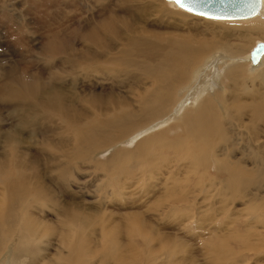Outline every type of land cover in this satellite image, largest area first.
Here are the masks:
<instances>
[{
	"label": "bare ground",
	"instance_id": "6f19581e",
	"mask_svg": "<svg viewBox=\"0 0 264 264\" xmlns=\"http://www.w3.org/2000/svg\"><path fill=\"white\" fill-rule=\"evenodd\" d=\"M93 1L104 13L93 25L69 36L49 35L51 39L43 48L46 77L25 69L20 72L19 67L2 68V72L0 66V264H121L126 258L107 256L96 245L99 219L106 221L103 215L92 205L78 203L75 193L69 201L48 194L54 192L50 188L54 185L49 184L47 190L42 180L56 178L60 185L69 182L72 186V172L79 164L80 168L88 165V172L124 165L108 183L122 188L121 182L138 175L140 169L158 175L163 165L169 167L170 161L187 165L180 166L183 173L193 171H187L188 165L206 168L209 150L226 141L223 135L226 120L231 118L228 113L240 121V98L248 80L245 72L250 66L249 72H259L264 65V54L256 65L250 57L257 44L264 42V0L256 16L242 20L196 17L174 0L173 6L180 9L168 5L167 0ZM158 6L160 19L151 20ZM138 17L142 24L137 23ZM192 21L204 24L206 31ZM254 37L262 41L257 42ZM80 72L82 80L78 84ZM68 78L72 80L67 82ZM87 80L96 89L78 88ZM227 89L230 92L226 97L223 91ZM3 109L10 119L2 113ZM252 109L260 119L264 114L263 96L259 95ZM184 110L191 114L183 118ZM170 122L171 136L165 133L166 136L145 137ZM143 137L145 140L139 141L134 151H117L131 148ZM157 145L171 151L173 159L169 161L158 150L162 156L158 157L159 162H152V149ZM47 150L58 156L45 158L39 154ZM217 153L225 160L219 170L227 177L224 186L237 198L260 181L258 175H264L263 154L251 168L247 160L237 161V151L230 157L223 149ZM107 154H111L109 165L94 161ZM135 155L148 158L145 166H138ZM10 169L15 175L9 174ZM23 170L33 173L27 176ZM174 171L177 169L170 172V179L176 183ZM45 172L50 176L46 177ZM60 190L66 193L63 186ZM103 191L107 193L105 189L100 193ZM46 208L60 215L57 225L34 214V209L44 212ZM261 209L264 210V203L253 207L254 212ZM132 215L141 221L139 233L153 230L142 214ZM168 221L177 222L176 218ZM110 223L116 228L111 232L115 239L128 242H119V247L133 253L131 228L113 225L111 221L100 226L105 228ZM42 229L63 248L53 258L31 247L32 241H43ZM157 236L153 241L173 240L171 236ZM136 241L140 246L134 253L137 264L171 257L162 252L163 247L146 249L147 237L144 243ZM255 249L249 247L250 251ZM65 250L67 254H63Z\"/></svg>",
	"mask_w": 264,
	"mask_h": 264
},
{
	"label": "rangeland",
	"instance_id": "374dc122",
	"mask_svg": "<svg viewBox=\"0 0 264 264\" xmlns=\"http://www.w3.org/2000/svg\"><path fill=\"white\" fill-rule=\"evenodd\" d=\"M167 1L171 7L180 9L173 6L172 0ZM154 3L159 5L157 1ZM142 8L143 6L140 11L143 13ZM103 15L101 6L93 0H0L1 71L3 72L5 68L19 67L20 72L29 70L46 77L47 73L44 70L46 60L43 48L46 47V42L51 39L49 35L68 34L69 36L75 34L76 31L86 30ZM160 15L158 6L151 20L157 21L160 19ZM187 21H190L189 18ZM192 22L198 23V29L206 31L201 22ZM137 23L142 24L141 18L138 17ZM164 23H166V18ZM254 40L262 41L256 37ZM138 60L141 61V58ZM241 62L245 63V60ZM250 68L251 66L248 67L247 73L245 72L248 80L240 98V121L236 122L231 113H228L231 118L226 120L223 135L226 141L216 149L209 150L210 155L206 156V168L188 165L187 171H193L190 174L183 173L180 166L186 168L187 165L183 166V162L170 161L173 159L171 151L157 145L152 149V153L154 152L157 159L153 154L152 162H159L158 157L162 155L170 161L169 167L163 165L162 171L158 175L145 173L140 169L138 175L134 174L131 179H125L121 182L123 187L117 188L109 186L108 183L115 177L117 170L124 168V165H113L114 167L110 166L106 171L105 169H98V171L95 169L93 174V171H87L88 165H83L80 168L79 164V168L72 172L75 182L72 186L69 185V182L60 185L56 178H44L42 181L45 189H49V184L54 185V187H50L54 188V192H48V194L60 198L62 201H69V196L75 193L78 203H82L84 206H94L106 219L105 222H103V218L99 219L96 245L104 249L107 256L126 258L121 261V264H137L135 260L138 257L134 253L139 251L140 246L137 245L136 240L139 239L144 243V237L149 239L148 246H145L146 249L155 251L158 246L159 248L163 247V253L171 254L170 258H160L150 264H264V210L253 211L254 206L264 203V175L257 174L260 181L253 188L246 190L245 195H239L238 199L237 195H233L231 190L224 186L227 177L220 174L219 170L225 160L218 156L220 153H217L218 149H223L229 153L230 157L237 151V161L243 158L247 160L248 165L256 163L257 160L259 161V156L264 155V114L260 119H257L252 111L253 105L258 102L259 95L264 97V65L259 68V72H249ZM71 80L72 78H68L66 81ZM81 80L80 72L78 84ZM92 84V81L87 80L83 86L78 85V88L93 89ZM97 87L101 89V86ZM229 92L228 89L223 91L226 97ZM186 111H183V118L191 114ZM6 112L7 110H2L6 118L10 119ZM191 112L194 113L193 110ZM236 117L238 120V111ZM152 124L155 122L149 125ZM170 128L171 122L145 137L151 138L162 134L171 136ZM143 129L146 128L139 131ZM136 133L116 145L127 141ZM68 136L71 137L72 133L70 135L68 133ZM68 136L66 138L71 140ZM143 140H145L144 137L132 144L134 146L131 148H121L117 151H134L139 141ZM37 152H39L38 148ZM159 152H162L161 156ZM39 154L45 158L47 155L49 157L58 156L57 152L53 150L43 151ZM110 155H101L99 160L94 158V161L102 166L109 165L112 161H109ZM135 159L141 168L145 166L148 158H138L135 155ZM230 160L232 161L231 158ZM250 167L253 168V165ZM175 168L177 171H174V176L177 182L173 183L170 179V172ZM10 170L9 174L15 175L13 169ZM24 170L23 174L27 176L33 173ZM45 176L49 177L50 174L45 172ZM60 186L66 189V193L60 190ZM102 189H105L107 193L104 191V194L100 193ZM170 191L172 193H169ZM207 197L208 199L205 200ZM185 199L190 201L185 202ZM132 213L142 214L144 220L152 226L153 230L139 233L142 226L141 221L135 219ZM258 213L262 216L258 217ZM34 214L54 226L60 219L58 212L51 208H46L44 212L34 209ZM170 218H176L177 222L172 224L168 221ZM107 221L113 222V225L118 224L131 228L132 238L130 239L135 245L133 253L123 251L119 247V242L125 244L128 242L115 239L116 235L111 232L116 231V228L112 226V223L106 225L105 228L100 226ZM45 230L42 229L43 241L40 243L32 241L31 247L40 249L47 258H53V255L62 252L63 248L55 237L44 234ZM156 235L171 236L173 240L170 242L166 240L164 242L153 241V237ZM249 247L256 249L250 251ZM63 254H67L66 250Z\"/></svg>",
	"mask_w": 264,
	"mask_h": 264
},
{
	"label": "water",
	"instance_id": "95a60500",
	"mask_svg": "<svg viewBox=\"0 0 264 264\" xmlns=\"http://www.w3.org/2000/svg\"><path fill=\"white\" fill-rule=\"evenodd\" d=\"M262 2V0H195L191 13L215 20H242L256 16L262 8ZM263 54L264 42H260L251 52L252 63L258 64Z\"/></svg>",
	"mask_w": 264,
	"mask_h": 264
},
{
	"label": "snow or ice",
	"instance_id": "6c2138e0",
	"mask_svg": "<svg viewBox=\"0 0 264 264\" xmlns=\"http://www.w3.org/2000/svg\"><path fill=\"white\" fill-rule=\"evenodd\" d=\"M174 2L179 4V6L182 9L188 12H192L193 11L192 5L195 3V0H174Z\"/></svg>",
	"mask_w": 264,
	"mask_h": 264
}]
</instances>
